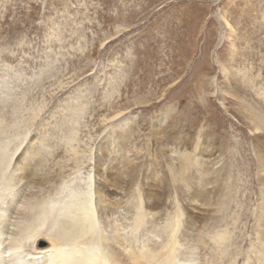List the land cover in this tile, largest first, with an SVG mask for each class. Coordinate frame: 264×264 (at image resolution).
I'll return each mask as SVG.
<instances>
[{"label": "rangeland", "instance_id": "1", "mask_svg": "<svg viewBox=\"0 0 264 264\" xmlns=\"http://www.w3.org/2000/svg\"><path fill=\"white\" fill-rule=\"evenodd\" d=\"M0 112L8 172L93 192L107 152L153 242L180 215L185 264H264V0H0Z\"/></svg>", "mask_w": 264, "mask_h": 264}, {"label": "bare ground", "instance_id": "2", "mask_svg": "<svg viewBox=\"0 0 264 264\" xmlns=\"http://www.w3.org/2000/svg\"><path fill=\"white\" fill-rule=\"evenodd\" d=\"M1 123L0 264H26L25 256L32 258L28 264H185L176 233L180 215L164 228L168 240L153 242L150 233L158 220L148 218V202L145 206L142 200L123 198L120 170L116 164L105 167L107 152L95 156L93 192L81 185L64 184L51 195L44 191L47 183L35 178L43 160L40 157H31L24 167L16 162L8 172L18 149L8 152L9 143L3 136L6 126ZM71 150L75 162L80 161L82 155ZM196 205L195 209L205 206ZM230 234L226 229L210 236L214 246L221 248L220 254L229 260L233 245ZM41 241L47 246L39 247Z\"/></svg>", "mask_w": 264, "mask_h": 264}]
</instances>
